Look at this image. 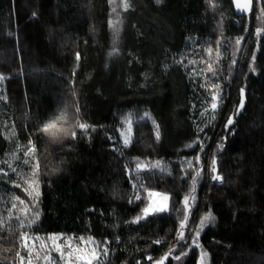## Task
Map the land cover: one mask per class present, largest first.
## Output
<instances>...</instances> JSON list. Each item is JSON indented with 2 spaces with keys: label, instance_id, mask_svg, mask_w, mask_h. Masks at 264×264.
Here are the masks:
<instances>
[{
  "label": "trees",
  "instance_id": "obj_1",
  "mask_svg": "<svg viewBox=\"0 0 264 264\" xmlns=\"http://www.w3.org/2000/svg\"><path fill=\"white\" fill-rule=\"evenodd\" d=\"M128 1L108 59L112 0H0V213L17 196L39 212L0 231V264H28L25 231L106 245L95 264H264V0L245 17L231 0ZM62 111L68 135L41 131ZM154 192L170 208L142 216Z\"/></svg>",
  "mask_w": 264,
  "mask_h": 264
},
{
  "label": "snow or ice",
  "instance_id": "obj_2",
  "mask_svg": "<svg viewBox=\"0 0 264 264\" xmlns=\"http://www.w3.org/2000/svg\"><path fill=\"white\" fill-rule=\"evenodd\" d=\"M160 0H157V3H159ZM234 3H236L237 5L240 4V0H234ZM251 0H247V3L245 4V9L247 8V4H250ZM124 8L127 9L128 4H127V0H124ZM240 41H237V44H239ZM209 54H211V49L207 50ZM79 58V57H77ZM194 63V62H193ZM201 71H207L212 73V75L214 76L216 73L212 68V64L208 63L207 64V68L205 70H201ZM3 77H0V79H2ZM213 87L218 88V85H214ZM213 103L211 105L212 109L214 110L217 107L216 104V94L213 93ZM243 105L241 104V107ZM76 111H79V108H76ZM68 119V117L66 116L65 112L62 111L57 117H55L54 119L50 120L49 122L45 123L41 129V131H43L44 133H48L52 136H56L57 132L63 131L65 135L69 134V130L68 129H64L62 127L58 128V124L62 121H66ZM229 124L232 123V120L229 119ZM73 127L75 128H79V129H87V125L84 123L79 122V120H75L73 122ZM72 135L73 138H75L76 132L75 131H71L70 133ZM125 143H127V140L125 141ZM220 147L222 148L223 145H220ZM34 151V149H29V152ZM27 154V153H26ZM24 163H29V161L25 160ZM212 172L215 173L216 172V167H215V161L213 160L212 162ZM36 168H38V162L36 164L33 165V175L31 177V183H29L28 181H25V183L28 185L27 188H25L24 190L27 191L29 193V195L33 196V199L36 198V196H38V192L36 191V188L33 186L35 185V181H36ZM163 171V169H161ZM13 171L15 172L16 169H13ZM197 175H199V173H197ZM214 180H221L222 178L219 175H213L212 177ZM16 187H20L19 184L15 185ZM149 196H161L163 201H168L169 197L167 195L164 194H159V193H148ZM137 199H139V197H137ZM17 201L19 202L20 205H24V201L20 199V197H14L13 198V202L11 203L10 208L8 209V215L5 217L2 213H0V231H4L5 228H11L13 225L11 223V221L13 219L16 220V227L17 228H26V227H30L33 223H35V221L39 218V212H31V209H29L27 206L24 207H18L17 205ZM188 198L186 197L184 200V204L185 207L187 209L188 206ZM167 206L166 204L162 203L159 206H153V205H149L148 207L144 208V214H152V213H161V212H166ZM14 211L17 213L15 216L13 215ZM29 213H31V216H29ZM143 217H138L137 221L134 222H138L139 219H141ZM214 219L211 214L205 216L203 218V220L201 221V228L204 226V224L210 220ZM25 221H27V223H25ZM185 227V223L182 220L181 221V231L178 232L177 235V242H179L180 240L183 239V229ZM198 234V233H197ZM60 239L59 237L56 236H50L47 238V240H44L40 237H29L28 233L25 231L21 234L19 240L14 241L13 242V246L19 245L20 248H22L26 253H27V257L28 259V264H32V258L34 257L36 260H43L44 264H54L55 260H63L64 264H74V261H81L83 262V264H93V261L96 260L99 262V253H103L105 256L107 255L108 249L106 247V245L104 247H99V245H96L95 247L89 248L87 250H84L80 247L79 244L77 245H73V240L72 238L68 237V238H63L65 240V245L64 247H61L60 245H58L56 243V241ZM31 240V243H29V241ZM79 240L81 241V243L84 242V238L80 237ZM37 241H39V250H37ZM48 241H51L52 243L49 244ZM92 244H95L94 241H89ZM155 243H159V241H156ZM5 252L11 251L10 248H5L4 249ZM55 252L58 255L56 257L52 256V253ZM35 254V255H34ZM185 253H182L181 255H184ZM16 257L19 259L20 264H24V260L25 257L20 255V251H16L15 253ZM206 255V254H205ZM168 258V254L165 255V257H163L160 261H156L155 264H163L164 260H167ZM180 256H175L174 259L176 260H180ZM205 258L204 255H202V264H203V259ZM149 259H151V257H149Z\"/></svg>",
  "mask_w": 264,
  "mask_h": 264
},
{
  "label": "rangeland",
  "instance_id": "obj_3",
  "mask_svg": "<svg viewBox=\"0 0 264 264\" xmlns=\"http://www.w3.org/2000/svg\"><path fill=\"white\" fill-rule=\"evenodd\" d=\"M127 4H128V7L127 9L124 8V0H112V13H113V16H112V36H113V45H112V49L109 50L108 52V59L112 58L115 54V52L119 49V45H120V42H121V38H122V33H123V27H124V18H125V12L128 11L129 7H130V2L127 0ZM149 115L148 114H144V118L145 117H148ZM133 131H134V121H132L131 118H127L123 125L121 126L120 128V135H121V138L122 140L125 142L127 140V143H130L132 140H133ZM215 167H216V172H215V175H218V169H217V160L215 159ZM221 177V176H220ZM214 180V179H213ZM222 180V179H221ZM221 180H219L221 182ZM154 193H159V194H164V195H167L169 197L168 201H163L161 196H152L153 199L152 201L150 202L151 205L153 206H159L160 204L164 203L166 204L167 206V209L170 208V196L166 193H162V192H154ZM149 204V205H150ZM29 237H40L44 240H47L46 238H43L39 235H33V234H28ZM50 236H56V237H59L60 239H58L56 241V243L58 245H60L61 247H64L65 245V240L63 238H72L73 240V245H77L79 244L80 247L84 250H87L89 248H92V247H95L96 245H99V247H104L105 245L104 244H98L97 241H94L95 244H92L90 243L89 241L90 240H87V239H84V242L81 243V241L74 237V236H66V235H63V234H52ZM49 236V237H50ZM92 241V240H91ZM29 243H31V240L29 241ZM39 241H37V250H39ZM49 244H51L52 242L51 241H48ZM35 255V254H34ZM58 254L53 252L52 253V256L53 257H56ZM98 255H99V262H102V261H105V259L107 258V255L105 256L103 253H99L98 252ZM34 258V257H33ZM28 257H27V262H28ZM36 260L32 261V264L35 263ZM96 260L93 261V264H95ZM54 264H64V261L63 260H55L54 261ZM74 264H83V262L81 261H74ZM202 264V263H201ZM203 264H206V261L204 260L203 261Z\"/></svg>",
  "mask_w": 264,
  "mask_h": 264
},
{
  "label": "water",
  "instance_id": "obj_4",
  "mask_svg": "<svg viewBox=\"0 0 264 264\" xmlns=\"http://www.w3.org/2000/svg\"><path fill=\"white\" fill-rule=\"evenodd\" d=\"M231 1L234 5L235 12L238 16H242V17L248 16L249 14L254 12V10H255V0H251V3L247 4L246 9H245V4L247 3V0H240L239 5L234 3V0H231ZM241 104L243 105L242 107H241ZM245 104H246V92L243 90L242 94H241V102H240V106H239V112H241L243 110ZM153 264H155V263H153ZM163 264H168V261L164 260Z\"/></svg>",
  "mask_w": 264,
  "mask_h": 264
},
{
  "label": "built area",
  "instance_id": "obj_5",
  "mask_svg": "<svg viewBox=\"0 0 264 264\" xmlns=\"http://www.w3.org/2000/svg\"><path fill=\"white\" fill-rule=\"evenodd\" d=\"M128 143H124V146H127ZM141 169L139 167H135L133 169V174L138 178L140 175ZM142 216H145L144 211L142 212Z\"/></svg>",
  "mask_w": 264,
  "mask_h": 264
},
{
  "label": "bare ground",
  "instance_id": "obj_6",
  "mask_svg": "<svg viewBox=\"0 0 264 264\" xmlns=\"http://www.w3.org/2000/svg\"><path fill=\"white\" fill-rule=\"evenodd\" d=\"M256 3V2H255ZM125 148V147H124ZM137 191V190H136ZM169 195V194H168ZM170 196V195H169ZM187 243V242H186ZM159 261V260H158Z\"/></svg>",
  "mask_w": 264,
  "mask_h": 264
}]
</instances>
